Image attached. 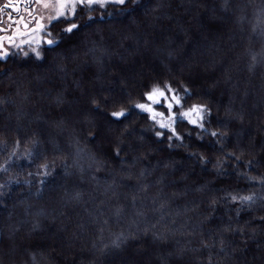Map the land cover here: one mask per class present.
Instances as JSON below:
<instances>
[{
  "label": "trees",
  "instance_id": "obj_1",
  "mask_svg": "<svg viewBox=\"0 0 264 264\" xmlns=\"http://www.w3.org/2000/svg\"><path fill=\"white\" fill-rule=\"evenodd\" d=\"M91 14L78 11L73 33L54 22L46 38L60 42L41 44V58L32 44L0 60V264H264V0H136ZM162 81L207 103L206 127L227 137L178 122L192 135L169 147L148 113L116 123L91 103L142 102ZM230 152L242 160L216 169ZM253 193L251 206L231 199Z\"/></svg>",
  "mask_w": 264,
  "mask_h": 264
},
{
  "label": "snow or ice",
  "instance_id": "obj_2",
  "mask_svg": "<svg viewBox=\"0 0 264 264\" xmlns=\"http://www.w3.org/2000/svg\"><path fill=\"white\" fill-rule=\"evenodd\" d=\"M129 2L136 3V0H23L24 12L27 13L28 19L23 16L18 19H13L11 13H8L7 9H14L17 13L20 12L21 0H6L5 3L0 4V16L7 15L9 19L8 27H4V21L0 18V33L10 32L8 35H0V60H7L11 54V48H17L22 51L21 45H37L36 48H32L31 51L36 57L41 58L42 52L39 51L41 44L49 46L57 45L60 42V38L47 39V36L52 34L48 31V28L53 25L54 22H66L67 27L61 31L64 33H73L74 30L81 27L79 23L72 22L78 19V11H88V20H92L95 17L91 14L92 10L96 7L106 9L109 6H125ZM103 14V13H101ZM34 25V27H30ZM21 29H24L23 31ZM38 33H44V36H38ZM28 37V39H24ZM19 38V43L17 39ZM7 45V46H6ZM24 56H28V52H23ZM181 91L183 95H181ZM142 102L134 99L130 94L128 96H122L119 94L104 96L101 95L98 99L93 98L91 103L97 110H103L106 117L116 123H122L130 116L133 109H139L142 112L148 113L150 119L153 121L154 126H158L159 129L166 130L168 135L166 139L170 142L169 147L173 144L171 141L176 140L181 143L185 139V135H192L191 132L182 133L178 131V122H187V124L194 126L196 129L202 132L208 133L213 138H216L217 143H221L224 138L227 137V133L222 130H210L206 127L207 118L211 116L212 109L207 103L194 102L187 104V101L192 97L191 90L181 85L178 90L173 87L169 81L162 82H148L144 86V90L140 93ZM187 104V106H186ZM106 106V107H105ZM160 106L165 111H157V107ZM165 112L167 115H165ZM242 119V118H241ZM127 131V126L125 127ZM92 131L89 135H93ZM95 134H100L99 132ZM156 137H165L164 131H155ZM198 139L204 137L200 132L196 133ZM35 143V141H33ZM19 146V141L16 142ZM123 145V141L119 142ZM122 151L120 146L114 148L116 156H119ZM192 156H196L201 163H209V157L203 153H190ZM231 157L236 161H241L242 157L237 156L235 152L226 153L224 157H218L214 167L218 170H222L226 160ZM251 164L252 161H247ZM41 169H44L43 175H48V165L42 164ZM250 180H257V177H249ZM261 185H264V178L259 180ZM43 183V181H41ZM2 187V186H0ZM258 197L255 193L248 196H231L233 201L239 200L242 203H247L249 206L255 202ZM217 201L215 199L210 201V207L215 206ZM264 219V218H261ZM236 231L243 232V228H237ZM225 231H233L231 226H226ZM163 238V237H161ZM122 234L112 241L114 247L119 248L123 243ZM221 248H223V241L220 242ZM205 247L211 245L205 244ZM107 247V245L105 246Z\"/></svg>",
  "mask_w": 264,
  "mask_h": 264
},
{
  "label": "flooded vegetation",
  "instance_id": "obj_3",
  "mask_svg": "<svg viewBox=\"0 0 264 264\" xmlns=\"http://www.w3.org/2000/svg\"><path fill=\"white\" fill-rule=\"evenodd\" d=\"M5 2H6V0H5ZM1 4H3V3H1ZM18 6L20 7V12L19 13H17L14 9H7L6 10L8 13H11L13 19H18L20 16H22V14L24 12V3H23V0H21V3ZM0 18H2L3 21H4V27H8V25H9L8 16L7 15H2V16H0ZM8 34H11V33L10 32L0 33V35H8ZM27 38L28 37H24V39H27ZM17 43H19V38L17 39ZM16 49L17 48H11V50H10L11 51V54L14 53Z\"/></svg>",
  "mask_w": 264,
  "mask_h": 264
},
{
  "label": "rangeland",
  "instance_id": "obj_4",
  "mask_svg": "<svg viewBox=\"0 0 264 264\" xmlns=\"http://www.w3.org/2000/svg\"><path fill=\"white\" fill-rule=\"evenodd\" d=\"M5 0H0V4L1 3H4ZM22 16L27 20L28 19V16H27V13L23 12ZM30 27H34V25H31L30 24ZM21 30H24V29H21ZM41 33H38L37 35L40 36ZM28 39V38H27ZM7 46V45H6ZM157 111H164V108L163 107H158Z\"/></svg>",
  "mask_w": 264,
  "mask_h": 264
}]
</instances>
